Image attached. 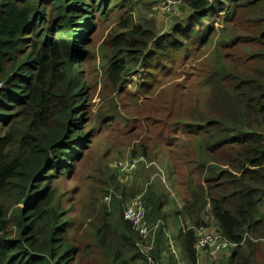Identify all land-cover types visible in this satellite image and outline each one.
Segmentation results:
<instances>
[{
	"label": "trees",
	"instance_id": "obj_1",
	"mask_svg": "<svg viewBox=\"0 0 264 264\" xmlns=\"http://www.w3.org/2000/svg\"><path fill=\"white\" fill-rule=\"evenodd\" d=\"M139 1L0 0V264H74L81 252L69 238L71 221L58 183L91 137L83 127L89 88L85 67L77 63L96 16L110 7L128 15L107 70L118 84L146 65L151 76L140 77L138 89L150 94L155 73L172 55L187 57L214 45L205 106L196 96L193 103L168 100L169 111L155 122L161 131L146 137L142 154L173 163L166 170L175 168L182 195L188 264L198 261L201 227L237 243L222 264L264 262V0H221L217 8L214 0H177L181 23L162 34L145 20L134 23ZM240 43L251 52L246 63L230 54ZM181 112L186 115L176 116ZM125 194L123 189L121 198ZM136 197L145 201L147 223L161 222L154 248L148 257L138 247L141 235L124 218L125 198L118 196L112 212L100 207L90 234L104 264H163V251L169 253L163 221L178 197L170 201L151 187ZM166 264L176 262L169 258Z\"/></svg>",
	"mask_w": 264,
	"mask_h": 264
},
{
	"label": "rangeland",
	"instance_id": "obj_2",
	"mask_svg": "<svg viewBox=\"0 0 264 264\" xmlns=\"http://www.w3.org/2000/svg\"><path fill=\"white\" fill-rule=\"evenodd\" d=\"M213 4L217 8L223 3L221 0H214ZM166 5L169 10L163 9ZM135 7L134 23L145 20L156 34L170 32L181 23L180 19L184 15L177 0H140ZM125 10L110 7L105 16H96L88 31L87 42L83 44L85 55L77 63L79 67H85L83 76L89 88L87 105L83 107L86 111L83 127L91 137L85 141L88 147L82 151L83 157L75 161L69 175L62 177L58 183V192H65L60 202L68 210V219L71 221L69 238L81 251L74 264H104L97 248L92 247L90 235L92 225L98 223L100 207L107 205L112 212L113 201L119 196V200L125 198L122 200V208H125L130 199L141 194L144 197L150 187L162 189L168 195V200L174 195L178 197L172 207L173 202L169 203L167 211L171 213L166 218L167 222L163 219L167 233L166 244L169 246V253L163 251V264L168 263L169 258L174 259L176 264H188L183 223L179 216L182 195L177 185V177L173 175L175 168L172 166L171 171L166 170L167 163H172L170 158L161 161L153 154L143 156V141L161 131V125L155 122L163 119L161 117H165V112L169 111L168 100L174 98L177 101L193 103V97L196 96L200 106H205L209 94L205 75L213 58L214 45L203 52H191L187 57L182 54L172 55L164 65L166 69L160 68L155 73V85L152 86L150 94L138 89L140 77L151 76L146 71V65L134 68V72L122 84H118L116 77H111L107 70L111 67L116 51L113 45L118 47L114 41L115 36L124 31V22L128 17ZM213 11L214 8L211 7L209 14ZM208 24L209 22L205 23V26ZM230 54L234 59L246 63V55L251 52H245L243 44L240 43L230 50ZM205 56L210 59L209 63L204 62ZM202 57L205 58L201 59ZM174 91L177 94L173 95ZM175 109L179 111L178 106ZM184 115L186 113L181 112L176 116ZM149 150L156 151L159 147H150ZM166 150L167 146L159 152L160 156H165ZM134 158H142L138 168L123 173L120 163ZM123 189H126V194L121 198ZM109 195L111 201L106 203L104 198ZM92 200L96 203L94 207H91ZM260 248L263 252L264 248ZM225 254L220 256V264L228 256ZM262 257L263 254L259 256L260 259Z\"/></svg>",
	"mask_w": 264,
	"mask_h": 264
},
{
	"label": "built area",
	"instance_id": "obj_3",
	"mask_svg": "<svg viewBox=\"0 0 264 264\" xmlns=\"http://www.w3.org/2000/svg\"><path fill=\"white\" fill-rule=\"evenodd\" d=\"M171 2V1H169ZM171 4V3H169ZM164 10H169V6L166 5ZM142 158H134L127 160L126 162H121L120 169L123 173H129L138 168L139 162ZM106 203L111 201V196H106L104 198ZM147 209L145 201L141 197H136L131 199L126 207L124 208V218L132 223V226L141 235V242L138 247L142 252L149 257L150 251L154 248L155 240L157 237L158 227L160 221L154 225H150L146 221ZM199 235L196 242V251L198 261L196 264H200L201 255L207 252L213 259L212 264H220V256L232 248L237 246V243L231 242L223 234L218 232L215 228H204L201 227L197 230ZM258 241V240H256ZM264 245V238L260 240ZM155 264V263H154Z\"/></svg>",
	"mask_w": 264,
	"mask_h": 264
},
{
	"label": "crops",
	"instance_id": "obj_4",
	"mask_svg": "<svg viewBox=\"0 0 264 264\" xmlns=\"http://www.w3.org/2000/svg\"><path fill=\"white\" fill-rule=\"evenodd\" d=\"M231 254H232V249L230 251H228V253L225 254V255L230 256ZM228 256H226L223 261H225L228 258ZM212 262H213V259H212V257L207 252H204L201 255V262H200V264H212ZM181 264H183V263H181Z\"/></svg>",
	"mask_w": 264,
	"mask_h": 264
},
{
	"label": "water",
	"instance_id": "obj_5",
	"mask_svg": "<svg viewBox=\"0 0 264 264\" xmlns=\"http://www.w3.org/2000/svg\"><path fill=\"white\" fill-rule=\"evenodd\" d=\"M262 156H264V152H263V155Z\"/></svg>",
	"mask_w": 264,
	"mask_h": 264
}]
</instances>
